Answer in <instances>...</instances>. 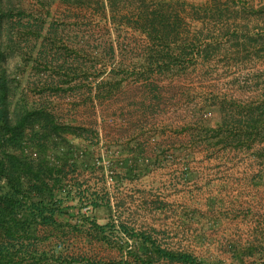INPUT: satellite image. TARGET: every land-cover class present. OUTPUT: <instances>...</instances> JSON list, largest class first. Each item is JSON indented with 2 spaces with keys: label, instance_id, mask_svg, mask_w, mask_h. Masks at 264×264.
I'll list each match as a JSON object with an SVG mask.
<instances>
[{
  "label": "trees",
  "instance_id": "1",
  "mask_svg": "<svg viewBox=\"0 0 264 264\" xmlns=\"http://www.w3.org/2000/svg\"><path fill=\"white\" fill-rule=\"evenodd\" d=\"M57 2L69 12H90L92 20L56 17ZM35 3L0 0V264H82L67 253L70 235L117 249L123 264H205L115 222L111 200L77 178L101 162L84 145L89 130L63 122L42 95L86 90L89 101H104L128 81L176 78L220 52L235 64L264 58V0ZM120 4L127 6L124 15ZM131 33L144 38L141 45ZM22 78L40 100L18 97ZM251 84L255 94L246 99H211L221 117L215 127L199 121L185 131L209 148L264 158L257 150L264 145V76ZM100 208L109 212L104 225Z\"/></svg>",
  "mask_w": 264,
  "mask_h": 264
},
{
  "label": "crops",
  "instance_id": "2",
  "mask_svg": "<svg viewBox=\"0 0 264 264\" xmlns=\"http://www.w3.org/2000/svg\"><path fill=\"white\" fill-rule=\"evenodd\" d=\"M127 125L120 123L113 142L100 133L116 205L107 188L102 195L115 222L205 264H264V158L209 148L182 129ZM101 209L104 225L109 212Z\"/></svg>",
  "mask_w": 264,
  "mask_h": 264
},
{
  "label": "rangeland",
  "instance_id": "3",
  "mask_svg": "<svg viewBox=\"0 0 264 264\" xmlns=\"http://www.w3.org/2000/svg\"><path fill=\"white\" fill-rule=\"evenodd\" d=\"M23 2L36 5L35 0H23ZM118 8L119 14L127 13V6L120 4ZM53 13L56 17L61 15L73 17L74 14L79 18L86 17L87 22L92 20L89 16L90 12L87 14L78 11L69 12L59 2L54 4ZM111 15L113 14L109 13V16ZM131 37L133 44L138 41V45H141L144 41L138 33H131ZM232 58L230 55V59H226L224 53L220 52L212 62H199L176 78L155 76L149 81L139 83L128 81L111 99L104 101H89L86 90L76 95L77 97L61 94L52 95L50 99L45 96L51 95L50 93L42 95L50 100L53 111L63 122L89 130L85 134L89 142L84 145L92 147L95 158H101V162L97 163L94 170L82 169L77 178L86 188L94 189L101 194H104L107 188L106 194L111 195L113 204L116 205L118 192L113 187L114 174L110 173L108 162L103 161V158L106 159V152L100 143V133L106 132L111 136L109 142H113V134L121 128L120 123L128 124L127 128L131 129L169 127L171 132L180 129L183 132L199 121L207 125L218 124L221 118L219 108L212 105L211 99L223 97L246 99L253 96L255 89L251 79L264 76V58L239 61L238 64H235ZM11 64L13 62L9 61V65ZM13 68L14 66L11 65L9 70L11 75ZM14 80L15 77L12 76L13 86H18ZM22 81L23 84L17 91L18 97L23 92L22 96L27 95V99L31 102L40 100L41 95L32 93L28 89L30 85L25 78H22ZM111 154H114V151ZM100 166H106L105 170ZM103 171L107 172L106 175ZM103 178H106L105 181L107 180L110 186L104 185ZM101 211V208L97 210L98 219L99 214L103 213ZM68 245L67 253L82 258V264H123L124 261L123 255L117 249L97 243L90 244L85 238H78L75 235H70Z\"/></svg>",
  "mask_w": 264,
  "mask_h": 264
},
{
  "label": "built area",
  "instance_id": "4",
  "mask_svg": "<svg viewBox=\"0 0 264 264\" xmlns=\"http://www.w3.org/2000/svg\"><path fill=\"white\" fill-rule=\"evenodd\" d=\"M87 210V209H86Z\"/></svg>",
  "mask_w": 264,
  "mask_h": 264
}]
</instances>
